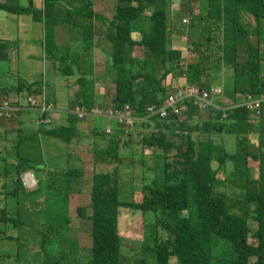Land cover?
Returning a JSON list of instances; mask_svg holds the SVG:
<instances>
[{"label":"trees","instance_id":"trees-1","mask_svg":"<svg viewBox=\"0 0 264 264\" xmlns=\"http://www.w3.org/2000/svg\"><path fill=\"white\" fill-rule=\"evenodd\" d=\"M199 1L203 3V10L196 13L190 9L186 21L187 29L197 37L195 44L188 45L191 54L199 57L195 63H185L182 50L173 46L174 30L166 0H116L111 20L95 12L93 0H66L61 18L49 15L58 3L55 0H45L43 10L36 9L32 0H27L26 7L19 4L20 0L0 1V11L11 15L67 25L69 32L80 26L83 51L75 60L61 59L70 62L73 70L59 68L63 77L76 78L77 91L71 102L74 105H104L94 94L97 77L92 74L95 28L101 23L102 35L110 44L108 69L115 70L112 107L131 111L136 118L134 127L142 133L139 138L142 147L155 155L152 166L142 165L145 175L139 202L120 200L122 174L116 166L111 171L93 174L92 214L85 216L82 208L77 209L79 217L90 222V229L86 234L77 230L78 234L73 237L76 240L72 242L68 230L78 223L70 219L67 194L63 210L59 208L55 216L56 220H64L67 235L60 239L42 236V244L50 251L43 252L42 264H72L71 257L73 264H122L118 223L125 210L138 211L143 219L148 217V224L143 226L147 232L143 233V243L149 241L144 250L153 255L154 264H218L214 254L218 242L224 243L231 252L232 259L222 260V264H264V104L257 122L244 106L228 108L223 118L222 111L211 107L200 109L191 100L178 106L180 114L166 119L149 117L147 113V107L161 104L176 89L164 84L169 76L208 89L214 75L224 72L220 78L227 92L252 97L264 93V0ZM15 47L13 42L0 40V61H6ZM68 53L65 49L64 55ZM79 65L83 66L84 73L75 75L74 67ZM37 84L26 85L20 81L17 92L25 89L30 92ZM195 112L206 113L208 119L190 124ZM79 123L70 116L68 126L43 129L37 134L32 130L22 131L14 139L16 145L15 141L0 135V177L4 179L8 163L3 154L9 152L8 156L14 159L15 166L11 165L16 167V182L20 183L19 173L29 161L15 153L19 145L41 135L71 147L73 139L88 133L78 128ZM120 126L117 122V127L108 135L100 129L92 131L99 139L92 144L95 167L120 163V148L130 140ZM217 130L234 136L235 154L230 155L224 147L216 146L213 137L219 135ZM199 134L206 138L196 141L194 136ZM252 134L256 135L254 142L250 140ZM213 161L217 162V169L212 167ZM78 168L62 171L68 184L72 179L83 178V171ZM149 169L153 177L147 181ZM222 169L226 178L232 175V180L218 177ZM4 188L2 183L0 189ZM1 195L0 191L3 199ZM251 222L255 224L253 231ZM11 224L17 227L19 220L0 206V225L4 227L0 230V243L2 239L13 240L6 233ZM87 248H90L88 259L83 255V249ZM61 254L64 258L59 257ZM137 264L149 263L142 260Z\"/></svg>","mask_w":264,"mask_h":264},{"label":"rangeland","instance_id":"rangeland-1","mask_svg":"<svg viewBox=\"0 0 264 264\" xmlns=\"http://www.w3.org/2000/svg\"><path fill=\"white\" fill-rule=\"evenodd\" d=\"M4 1V0H0ZM58 1L60 5L64 7L66 5V0H55ZM98 5V9L101 8L105 14V18L107 20H111L113 15L115 14L116 8V0H94ZM168 3V8L170 10V16L172 18V29L177 31L178 35L181 36L180 40L176 36L173 39L177 43V45L173 46L175 48L181 49L183 53V61L185 63H195L198 58L195 55H192L189 51L188 45L195 44V40L197 37H194L190 34L189 38H187V33L190 32L187 29V17L190 9H193L196 13L201 12L203 10L202 6L199 4V0H166ZM21 6H27V0H20L19 3ZM33 6L38 10H43L45 6V0H32ZM206 6V5H205ZM179 10V11H178ZM151 10H149L150 13ZM177 13H173L176 12ZM3 12V11H0ZM181 14V16H179ZM102 16V15H101ZM183 19V21H180ZM180 21V22H179ZM180 23L181 26L174 27V24ZM33 24V23H32ZM47 26V28H51L53 22L48 21L46 23L43 22ZM35 25L41 30V33H46L44 25ZM101 27L102 24L100 23ZM67 27V25H65ZM182 28V29H181ZM11 25L9 26V32H11ZM68 29V27H67ZM80 26H76L71 30V36L76 37L77 39H70V44L76 49L75 52L69 55L71 60H75L78 56L77 52L80 53L83 51V42L81 43V30ZM103 29L101 28L100 35L96 34L95 44L98 43V49L95 48L94 58H95V69L98 73L106 72L104 74H95V76L99 77H109V74L112 78H115L114 72L115 70L111 67L108 69L107 55L110 52V44L104 39L102 35ZM49 34V32H48ZM59 37L67 36L68 33L66 31L58 30ZM215 35V32H213ZM135 38H139L134 36ZM183 38V39H182ZM80 42V43H79ZM11 43V42H10ZM14 43H16L14 41ZM69 44V45H70ZM18 45V44H17ZM97 45V44H96ZM63 46H59L54 52L51 53L50 60L56 63L57 58L64 53ZM241 48V46H240ZM262 53L264 56V32H263V45H262ZM242 49V48H241ZM45 50V49H44ZM69 50V48H67ZM99 50V52L97 51ZM101 53L102 55H100ZM57 68L56 78H49V82H52V86L57 84L55 87L58 88L56 91V95H50L48 97L49 100H55V105L58 110H62V108H66L69 106H73L70 99V94L67 87V83L63 84L64 74L59 73V68H69L72 69V65L70 62L66 60H57ZM264 65V64H263ZM50 72L53 71L52 66ZM1 68L7 69V65H1ZM75 75H81L84 73V68L82 65L79 67H74ZM107 69V70H106ZM6 71L10 72V75L7 78L6 76L0 75V85L5 84V82H15L18 83L19 79L23 78L21 72H11L12 68L7 69ZM264 72V71H263ZM224 73V72H223ZM222 72L220 74H215L212 79V86L220 87L224 90V81L220 76H224ZM168 79H172L171 76ZM167 79V80H168ZM176 80V78H174ZM26 80V79H24ZM34 82H41L43 78H41V74L37 75V78H33ZM165 81L166 85L168 81ZM27 81V80H26ZM178 82V81H176ZM203 82L208 85L207 79H204ZM29 83V81H27ZM59 83V84H58ZM76 83V81H75ZM186 85V84H185ZM107 93L105 95V99L103 103L107 107H111L112 98L114 96V84L108 83L106 85ZM209 86V85H208ZM13 87V86H12ZM36 86H33L31 89H35ZM173 89V87L170 86ZM176 89H174L171 93H173ZM227 92V91H226ZM20 95V94H19ZM226 98H231L235 102L243 101V97L240 95L231 94L229 96V92L225 93ZM20 99L22 103H26L27 95L23 93L20 95ZM71 100V101H69ZM69 101V106H68ZM218 104H222L223 100H218ZM63 108V109H64ZM186 109V106L183 107ZM200 113H194V119L190 121V124L196 123L198 118L200 117ZM182 114V113H181ZM111 122H114L115 119L111 118ZM95 128L103 129L105 125H107L108 119L105 117H96ZM257 122V119H255ZM135 126V125H134ZM134 126L121 125L120 128H123L126 131V134L129 135L128 144L122 145L119 151L120 155V163L108 164L106 166L95 167L93 165V153L91 150V146L88 145L89 141L97 142L99 139L91 134V132L82 133L81 137H77L79 139V157L80 161L77 162V153L73 148L70 147L69 144L64 143L58 139H50L46 138L44 142L37 137H33L26 142H23L19 145L17 152L21 159H26L29 161L26 164V167L21 170L19 173L20 183L16 182V167L9 166L8 171L4 172L6 175L4 179L0 177V186L2 183H5L4 190L0 189L4 198H0V206L5 208L6 211L13 216L15 219L19 220V226H15V224H11L7 227V235L13 238V240L2 239L0 243V263L1 264H42L43 262V252L50 253L48 251V247L42 244V236L51 239L55 237L60 239L61 236L67 233L64 231L65 222L62 218L59 220L55 219V216L59 213V208L63 210L64 199L68 194V211L70 215L71 221L77 222V225H72L69 227V235L71 236L70 240L75 241L77 230L85 233L90 229V222L87 219H81L78 215V208H82L85 213V216H91L92 207L90 205V193L92 191L91 188V179L94 173L99 171H111L115 166L118 168V171L121 175V184L119 186V198L121 201H141V186L143 185L142 180L144 179V166H152L154 164L152 150L144 149L140 143L139 138L142 133H138L141 131L140 129H136ZM86 129L90 127V123L85 125ZM82 128L83 131H87ZM32 128L28 129L31 131ZM138 133V134H137ZM183 134V133H182ZM88 137V138H87ZM196 141L203 140V135L194 136ZM87 138V139H85ZM256 138L255 134L251 135V142H254ZM75 139V140H76ZM85 139V140H84ZM214 143L217 144L218 147H224L225 151L230 155L235 154L236 152V143L235 138L232 135H227L225 133H221L213 137ZM52 140V141H47ZM74 140V141H75ZM55 141V142H53ZM255 145V143H254ZM103 146V144H101ZM10 162H14V160L10 159ZM253 162H250V165H253ZM14 165V163H13ZM78 166L83 169V178L81 180L72 179L69 184L67 183V176H65L62 171L66 170H77L80 169ZM212 167L217 169V162L213 161ZM226 167L229 168V166ZM231 168V166H230ZM149 176L146 177L147 181H150L153 177L152 169H149ZM220 174L218 177L223 180H232V175L229 178H226L224 174V170H219ZM24 172L32 173L35 180L33 183L26 181V177ZM27 179H29L27 177ZM225 180V181H226ZM1 195V196H2ZM145 221V223H144ZM149 219L141 215L140 212L136 211H123L119 217V232L121 236V260L122 264H137L139 261L145 260L149 264H154V257L151 253L146 252L144 248L149 246L146 241L143 243V233L145 232L143 229L144 225H147ZM4 227L0 225V230H3ZM252 231L255 230V224L251 222ZM147 233V232H145ZM5 235H3V238ZM148 239L150 240V235H148ZM252 242V240H249ZM73 244V243H72ZM71 244V247H72ZM90 248L83 249V255L86 258H89ZM214 254L218 264H222V260L224 262L229 261L231 258L230 249L222 242H218ZM17 257V260L15 259ZM59 257L64 258V254L59 255ZM71 262L72 257H71Z\"/></svg>","mask_w":264,"mask_h":264},{"label":"crops","instance_id":"crops-1","mask_svg":"<svg viewBox=\"0 0 264 264\" xmlns=\"http://www.w3.org/2000/svg\"><path fill=\"white\" fill-rule=\"evenodd\" d=\"M42 4H43V0H42ZM97 7H98V5L96 2H95V6H94V0H93V8H94L95 12L98 13L99 15H102L105 17L106 13L101 11V8L98 9ZM64 13H65V11H64L63 6L60 5L58 2L56 4L54 10L49 12V15L50 16L54 15L57 18H61L64 15ZM173 13H177V11L173 12ZM179 16H181V14H179ZM180 21H183V19H181ZM32 23L35 25H41V24H43V21H34L31 17L26 16V15H11V14H8L6 12H0V40L13 42V43H14V41L16 42V43H14L16 45V47L12 49V51L9 54L8 59L6 61H0V75L6 76L7 78H9L8 76L10 75V72H8L6 70L10 69V67L12 68L11 72H16V73L21 72L23 75V78L19 79L17 84L15 82H9L8 81V82H5V84L0 85V103L8 102L15 109V112H14L15 116L11 120L0 119V135H1V137L5 138L6 140H9V141L17 140L19 137V134L22 131L23 132L28 131V129H30V128H32V131L34 132V134H37V132H41V130H43V129L44 130L50 129L53 127H57L59 125L68 126V119L71 115L70 112L73 109L72 108L73 106L72 107L69 106V101L73 100V96L77 91V86L75 83L76 78L70 77V76H65L61 80L63 81V84L67 83L66 85L69 88L68 92L69 93L71 92V94H70L71 100L68 101L69 108L63 107L64 109L62 108V110L60 111L57 109V107L55 105V100L53 101V100L48 99V97H50V95H53V94L56 95V91L58 90V88L55 87L57 84L52 86V82L51 83L49 82V78H53L54 76L56 78L55 70L57 68V65H56L57 63L53 62V60H50L51 53L54 52L59 46H63V47H61L63 49L69 48V53L67 55H64V53H62L61 56L55 57V58H57V60L62 59V58H66L67 60H69L70 59L69 55L71 53L75 52L74 50H76V49L72 46L73 44H70V42H68V41H70V39H77V38L71 36V32H69L67 27L63 24H52L51 28H47V26L45 24H43L45 27L46 33H41V30L38 28V26H33ZM10 25L12 27L11 32H9V26ZM175 26L179 27V26H181V24L176 23V24H174V27ZM183 26L184 25H182L181 27L183 28ZM58 30L66 31L68 33L67 34L68 38H67V36L59 37ZM99 31H101V27L99 24H97L96 28H95V34L100 35ZM48 32H49V34H48ZM190 34L192 36L196 37V35L190 31L187 33V38H189ZM176 36H178L179 38H176ZM180 37L181 36L178 35L177 31L174 30V34L172 36V41L174 38H176L177 40H180L181 39ZM173 42H174V45H177V43L175 41H173ZM96 44H94L95 47L93 50V59H92V64H93V68H94V69H92L93 76H95L94 74L101 75V74L106 73L103 71H102V73H98L95 69L94 51H95V48L96 49L99 48L98 43H96ZM97 51L99 52V50H97ZM81 53L82 52H80V53L77 52V54H81ZM99 54L102 55L101 53H99ZM80 62H81L80 64H82V61H80ZM107 62H108V58H107ZM3 64L7 65V69L1 68V65H3ZM49 66H52V68H53L52 72H50L51 68ZM38 74H41V78H43V81L36 82V83H38L36 85V89H38V87L42 86L43 92H44V94L42 96H44L46 98V100H48V102L53 104L52 111L45 112L43 114V118H45L46 120L47 119L50 120V124H47L46 122H43L40 120V118H39L40 113L39 112H36L34 110H27V109L23 108V107L27 106V100H26V103H22V101L20 99V95L27 92L26 89L24 92H17V88L20 87V81H22L26 85L36 84L34 82L33 78H37ZM96 77H97V80L95 81L94 94L96 95L97 98L104 100L105 95L107 93V90H105L107 87L106 86L107 82L113 84L114 78H112L110 76V74H109V77L108 76H106V77L96 76ZM24 79L29 81V83H27V81ZM167 81H168V83L166 85L171 86V87L183 86L186 84L184 79H176L175 80L174 78H172V79H168ZM176 81H178V82H176ZM4 91H5V93H4ZM223 91H224V93H227L225 88ZM231 94L232 93L229 92V96H231ZM246 95H240V97L245 98ZM38 100L41 101L42 97L38 96ZM103 104L104 103H102V105ZM94 106H97L100 108H109V107L104 106V105L103 106L94 105ZM111 106H112V104H111ZM94 119L90 120L88 122V123H90V127L87 129L85 127V125L87 124L86 122H80L77 126L79 129L84 128L88 132L92 133V131L95 129V121L96 120H94ZM107 119H108L107 125H105L104 128L100 129V130L102 132H105L106 130L109 129V131L111 133L113 131V128L117 127V122H116V120L114 122H111L110 120H112V119H110V118H107ZM207 119H208V115L206 113H200V117L198 118L199 122H201V123H202V121L205 122ZM83 123H85V124H83ZM37 138H39L41 140V142H44V140H45V137H42L41 135H39ZM87 138H85V139H87ZM50 139H52V138H50ZM75 139H73V141L71 142L72 143L71 148H73V146H74V149L77 153L76 160H78L77 162H79L80 161V157H79L80 151H79V143H78L79 139H76V140ZM47 141H52V140H47ZM53 142H55V141H53ZM16 143H17V141H15V145H16ZM94 143L95 142H92V141L88 142V145L91 146V150H92V144H94ZM92 153H93V151H92ZM8 154H9V152L2 155L3 158L5 159V161L8 158V163H6V166H5L6 169L4 172H7L8 167L12 166L11 164L14 163V162L9 161L10 159H12V160H14V159L12 157H9ZM11 154H13V153L11 152ZM78 167H80V166H78ZM82 171H83V169H82ZM26 174H27V172H24L25 176H26ZM32 181H35V180H32Z\"/></svg>","mask_w":264,"mask_h":264},{"label":"built area","instance_id":"built-area-1","mask_svg":"<svg viewBox=\"0 0 264 264\" xmlns=\"http://www.w3.org/2000/svg\"><path fill=\"white\" fill-rule=\"evenodd\" d=\"M223 91L220 87L212 86L209 89H201L198 86L186 84L178 87L173 93H171L164 101L159 105H151L147 107V113L149 117H159L160 119H166L172 114H180L181 109L178 107L181 103L187 100L194 102V105L200 109H207L209 107L216 108L224 111V109L218 105L217 100L221 98ZM31 105L36 104L35 100L29 98ZM264 104V93L256 97H252L247 94L241 105H243L248 111L253 113L255 118H259ZM15 109L10 108L7 105L0 106V117L11 118ZM75 114L79 119L86 117H94L97 115H103L117 120L120 125L133 126L136 118L131 114V111L126 109H114L106 108L104 110L91 109L88 110L84 107H76ZM106 132H110L109 129Z\"/></svg>","mask_w":264,"mask_h":264},{"label":"clouds","instance_id":"clouds-1","mask_svg":"<svg viewBox=\"0 0 264 264\" xmlns=\"http://www.w3.org/2000/svg\"><path fill=\"white\" fill-rule=\"evenodd\" d=\"M190 85V84H189ZM184 86V85H183ZM178 87H180V86H177V87H175L176 89L178 88ZM199 87V86H198ZM200 88V87H199ZM210 88V87H209ZM208 88V89H209ZM222 89V88H221ZM222 91H223V89H222ZM26 93V95H27V106L26 107H23V108H25V109H27V110H34V111H36V112H39L40 113V115H39V118H40V120L41 121H43V122H46L47 124H50V120H46L45 118H43V114L45 113V112H50V111H52V109H53V104L52 103H50V102H48V100H46V98L44 97V96H42L43 94H44V92H43V87L41 86V87H38V89H31V91L30 92H25ZM38 96H40V97H42V100L40 101V100H38ZM33 98L34 100H35V103L36 104H34V105H31V103L29 102V98ZM223 100V103L222 104H218V105H220L223 109H224V111H222V110H219V109H216V108H214L215 110H218V111H222L221 113H222V117L224 118L225 117V111L228 109V108H231V107H235V106H238V105H241V102H232V100H229L228 98H226L225 97V93H224V91H223V95H222V97L221 98H219L218 100ZM217 100V101H218ZM3 105H7V106H9L10 108H13L8 102H5V103H0V106H3ZM241 106H243V105H241ZM76 107H84V108H86V109H88V110H91V109H97V110H104V109H106V108H100V107H97V106H92V107H87V106H82V105H73V109H72V111L70 112L71 113V115L70 116H72V117H74L75 118V120H77V121H79V122H86V123H88L90 120H93L94 118H96V117H105V118H110V117H107V116H103V115H97V116H94V117H86V118H84V119H79L77 116H76V114H75V109H76ZM109 108H114V107H109ZM14 109V108H13ZM15 116V114H14V112H13V114H12V117L11 118H6V117H0V119H7V120H11L13 117ZM111 119V118H110ZM83 124H85V123H83ZM120 125V124H119ZM134 125H135V123H134ZM133 125V126H134ZM105 134H110V132L108 133V132H104ZM218 134H220V132H218ZM15 166V165H14ZM27 175H30L31 176V178H32V180H35V178H34V176H33V174L32 173H29V172H27V174H26V176ZM25 176V177H26ZM26 181H29L28 179H27V177H26ZM36 181V180H35ZM31 183H33V181L31 182ZM35 184H36V182H35Z\"/></svg>","mask_w":264,"mask_h":264},{"label":"bare ground","instance_id":"bare-ground-1","mask_svg":"<svg viewBox=\"0 0 264 264\" xmlns=\"http://www.w3.org/2000/svg\"><path fill=\"white\" fill-rule=\"evenodd\" d=\"M237 108V107H236ZM232 109V108H231ZM226 112V111H225ZM27 177L29 178L28 180H29V182H32V178H31V176L30 175H27Z\"/></svg>","mask_w":264,"mask_h":264},{"label":"water","instance_id":"water-1","mask_svg":"<svg viewBox=\"0 0 264 264\" xmlns=\"http://www.w3.org/2000/svg\"><path fill=\"white\" fill-rule=\"evenodd\" d=\"M218 132H220V130H217Z\"/></svg>","mask_w":264,"mask_h":264}]
</instances>
